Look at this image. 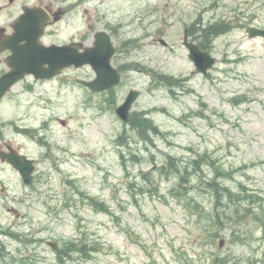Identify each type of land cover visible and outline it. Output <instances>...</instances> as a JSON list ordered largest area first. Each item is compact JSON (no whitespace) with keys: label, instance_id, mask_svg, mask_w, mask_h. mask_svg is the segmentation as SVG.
Here are the masks:
<instances>
[{"label":"rangeland","instance_id":"obj_1","mask_svg":"<svg viewBox=\"0 0 264 264\" xmlns=\"http://www.w3.org/2000/svg\"><path fill=\"white\" fill-rule=\"evenodd\" d=\"M91 2L83 4L91 30L122 21V34L140 40L115 67L143 69L125 67L119 85L92 92L75 82L95 77L85 66L68 71L64 87L37 86L38 93L3 109L5 123L37 130L6 131L37 170L31 185L0 171L8 187L0 189V264H264V41L241 26L264 27V0ZM159 11L171 15L168 23ZM222 19L235 28L213 41L217 67L208 76L193 73L185 26ZM131 88L141 93L132 114L157 127L148 139L115 112ZM216 167L227 173L216 176ZM216 177L220 198L210 187ZM224 188L247 201L230 203ZM47 238L63 251L85 243L87 254L67 250L61 257Z\"/></svg>","mask_w":264,"mask_h":264},{"label":"flooded vegetation","instance_id":"obj_2","mask_svg":"<svg viewBox=\"0 0 264 264\" xmlns=\"http://www.w3.org/2000/svg\"><path fill=\"white\" fill-rule=\"evenodd\" d=\"M91 1L0 0V165L15 170L7 160L2 159L3 151L11 154L16 150L28 155L10 139H6V131L15 125L13 122L10 124L4 122L3 109L19 105L20 97L38 93L37 86L41 87L53 81L59 85L58 87H64L68 82V71L82 69L75 66L64 68L54 78L36 76L34 72L41 71L43 75L49 72L50 64L45 62L46 59H50L47 47L77 43L82 50L81 45H92L98 30L90 29V18L86 17L90 8L83 7V4L90 5ZM160 13L161 20L168 23L171 15L162 11H159ZM84 21L87 23L86 30L83 27ZM124 26L122 21H118L106 29L116 46L113 63L117 56L128 55L132 51L131 48L138 47L140 43L139 39L125 37L122 34ZM185 29L189 31V27ZM121 35L124 36L123 41H119ZM125 67L129 68V63L119 66L118 70L123 72ZM31 101L29 104H32ZM21 130L25 132L29 128L23 126ZM14 131L18 129L14 128Z\"/></svg>","mask_w":264,"mask_h":264},{"label":"water","instance_id":"obj_3","mask_svg":"<svg viewBox=\"0 0 264 264\" xmlns=\"http://www.w3.org/2000/svg\"><path fill=\"white\" fill-rule=\"evenodd\" d=\"M247 31L251 37L263 36L264 30L256 27H248ZM162 43H166L163 39ZM185 44L190 49V58L195 62L197 69L206 73L207 69L212 67L216 62V59L211 56L210 52H203L195 44L188 43ZM50 59H46V62L50 63L51 69L46 76L52 77L57 72L66 66L70 65H85L90 64L97 73V77L93 81H83L81 83L89 86L95 91H104L109 89L121 81V74L116 68L111 64L112 56L115 52L112 43L110 42V37L105 32H99L96 36L95 45L92 47H86L83 52H78V49L73 46H54L47 48ZM140 92L138 90L132 89L125 101L116 108V112L122 119L123 123H128L131 119V109L133 103L139 97ZM192 150V149H190ZM22 161L20 159H22ZM16 168H19L23 174L26 183L32 181V171L34 166L32 165V160L26 159L25 156L15 155L13 159H9ZM55 249H58L56 243L53 244Z\"/></svg>","mask_w":264,"mask_h":264},{"label":"trees","instance_id":"obj_4","mask_svg":"<svg viewBox=\"0 0 264 264\" xmlns=\"http://www.w3.org/2000/svg\"><path fill=\"white\" fill-rule=\"evenodd\" d=\"M230 28H231V25L224 23V22H218V23L211 24L208 29L207 28L204 29L206 32L201 35L203 40L200 42V45H202L203 47H207V45L209 46L212 43L213 38L219 36L220 34L224 32H227ZM195 29L197 28H194V30ZM168 80L170 81L171 78H169ZM131 125L133 127L139 128L140 134L145 138H149L148 133H150L149 132L150 130H155V131L157 130V127H155L152 124L151 120L145 117H140L138 115H134L132 117ZM176 169L178 170V167H176ZM218 187L219 186L215 184V190L217 194L219 195L220 189ZM70 249L75 250L74 247H71ZM211 264H223V263L220 259H215Z\"/></svg>","mask_w":264,"mask_h":264}]
</instances>
